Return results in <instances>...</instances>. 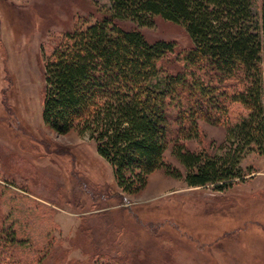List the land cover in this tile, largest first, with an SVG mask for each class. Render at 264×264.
I'll return each mask as SVG.
<instances>
[{"label":"rangeland","instance_id":"rangeland-1","mask_svg":"<svg viewBox=\"0 0 264 264\" xmlns=\"http://www.w3.org/2000/svg\"><path fill=\"white\" fill-rule=\"evenodd\" d=\"M110 0H0V230L17 264H264V152H248L222 190L156 169L126 194L87 135H55L41 119L44 62L66 31ZM260 0L253 10L259 11ZM129 24V23H127ZM147 39L189 46L156 18ZM264 103V89L261 95ZM242 109L235 106V111ZM244 112V110H243ZM225 127L199 121L193 150L217 152ZM166 161L184 167L165 152Z\"/></svg>","mask_w":264,"mask_h":264},{"label":"trees","instance_id":"trees-1","mask_svg":"<svg viewBox=\"0 0 264 264\" xmlns=\"http://www.w3.org/2000/svg\"><path fill=\"white\" fill-rule=\"evenodd\" d=\"M253 3L110 0L92 23L66 31L46 58L44 126L93 139L126 194L159 168L189 186L224 189L241 177L245 153L264 152V0L257 13ZM156 18L182 27L189 46L147 39L139 27ZM199 121L225 127L217 152L187 146ZM170 145L183 175L165 159ZM14 240L0 230V264H17L8 249Z\"/></svg>","mask_w":264,"mask_h":264}]
</instances>
